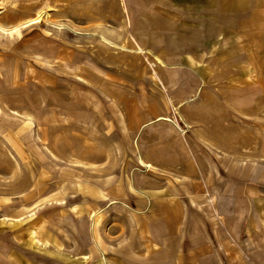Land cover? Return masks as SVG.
<instances>
[{"label":"rangeland","instance_id":"obj_1","mask_svg":"<svg viewBox=\"0 0 264 264\" xmlns=\"http://www.w3.org/2000/svg\"><path fill=\"white\" fill-rule=\"evenodd\" d=\"M232 1L0 0V264H264V0Z\"/></svg>","mask_w":264,"mask_h":264},{"label":"bare ground","instance_id":"obj_2","mask_svg":"<svg viewBox=\"0 0 264 264\" xmlns=\"http://www.w3.org/2000/svg\"><path fill=\"white\" fill-rule=\"evenodd\" d=\"M217 1H218L217 2V6L215 8V10H216L215 12H216V16H217L216 22H217V27L219 29H221L223 27L224 22L226 21L224 19L225 18L224 15L222 14V12H223V1L225 3L224 11L231 9V2H230V0H217ZM235 1L234 0L232 1V9L233 10H238V7L240 6V8H241L244 3H243V1H237V2H235ZM229 2H230V4H229ZM39 18H37V20H39ZM34 22H36V21H34ZM226 34H228V32ZM219 37H222V36H219ZM223 37L224 38H222V39H225V38H228L229 35L228 36L227 35H224ZM221 79H222V77L220 75H217L216 76V80H219L220 81ZM239 92L240 91H238L237 93H235L233 95V97H234L233 105H234L235 108H236V106H240V105L246 106V105H249V103H250L249 102V98H240L239 99L237 97V95L239 94ZM223 248L226 251V253L228 254V257H229L230 261L233 260L234 258H236L237 254L235 253V250H234L232 244L226 243L225 247H223Z\"/></svg>","mask_w":264,"mask_h":264},{"label":"crops","instance_id":"obj_3","mask_svg":"<svg viewBox=\"0 0 264 264\" xmlns=\"http://www.w3.org/2000/svg\"><path fill=\"white\" fill-rule=\"evenodd\" d=\"M193 1H195V2H198L199 0H193ZM226 245V244H225ZM225 245H224V247H225ZM261 251V250H260ZM226 256L228 257V254H226ZM260 257H261V261H262V263H264V252H260Z\"/></svg>","mask_w":264,"mask_h":264}]
</instances>
